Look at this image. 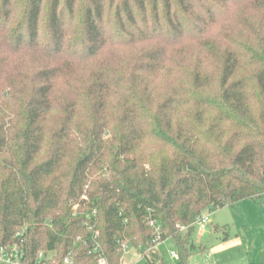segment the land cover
<instances>
[{
	"label": "trees",
	"instance_id": "trees-1",
	"mask_svg": "<svg viewBox=\"0 0 264 264\" xmlns=\"http://www.w3.org/2000/svg\"><path fill=\"white\" fill-rule=\"evenodd\" d=\"M245 199L264 204V0H0V247L164 264L155 221L187 264L197 218Z\"/></svg>",
	"mask_w": 264,
	"mask_h": 264
},
{
	"label": "rangeland",
	"instance_id": "rangeland-1",
	"mask_svg": "<svg viewBox=\"0 0 264 264\" xmlns=\"http://www.w3.org/2000/svg\"><path fill=\"white\" fill-rule=\"evenodd\" d=\"M20 8L19 6L17 12ZM78 22L77 19L71 23L73 33L76 32ZM143 48L119 49L118 53H125L127 57ZM75 67L78 77H87V65ZM203 215L210 219L211 224L202 234L200 229L194 226L189 243L193 244L195 249L189 252L187 264H264V204L245 199L233 205L209 210ZM185 231H181L182 236L186 234ZM150 250L156 251L164 264L180 263L179 259L171 257V252L179 256V247L171 238L158 241ZM123 258L122 264H149L147 259L132 248L124 253Z\"/></svg>",
	"mask_w": 264,
	"mask_h": 264
},
{
	"label": "built area",
	"instance_id": "built-area-1",
	"mask_svg": "<svg viewBox=\"0 0 264 264\" xmlns=\"http://www.w3.org/2000/svg\"><path fill=\"white\" fill-rule=\"evenodd\" d=\"M86 199V197H83ZM95 213V212H94ZM211 223L210 219L207 216H200L194 223V226H197L200 229V232L203 233L205 228ZM149 225L153 229V233L155 234L154 242L155 245L158 241L163 240L161 238L160 226L155 222L151 221ZM180 231H185L186 227L177 226ZM99 245H96L94 252H97ZM122 249L124 253L129 249L128 245H123ZM171 257L173 259H179V256L175 252H171ZM0 264H75L74 257L71 252L67 254L61 262H56L53 259V256H46L44 253L40 252L36 256L33 262L29 260L25 250L23 249V243L15 242L13 245L9 247H0ZM96 264H108V261L103 256H97Z\"/></svg>",
	"mask_w": 264,
	"mask_h": 264
},
{
	"label": "crops",
	"instance_id": "crops-1",
	"mask_svg": "<svg viewBox=\"0 0 264 264\" xmlns=\"http://www.w3.org/2000/svg\"><path fill=\"white\" fill-rule=\"evenodd\" d=\"M211 224V223H210ZM202 234V233H201ZM123 260H124V258H123Z\"/></svg>",
	"mask_w": 264,
	"mask_h": 264
}]
</instances>
